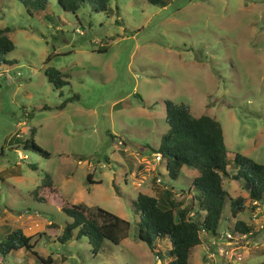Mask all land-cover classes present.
Returning <instances> with one entry per match:
<instances>
[{"label": "rangeland", "instance_id": "374dc122", "mask_svg": "<svg viewBox=\"0 0 264 264\" xmlns=\"http://www.w3.org/2000/svg\"><path fill=\"white\" fill-rule=\"evenodd\" d=\"M109 5L73 12L56 0L42 10L0 0V27H9L15 45L5 56L14 64L0 68V240L19 227L55 264H167L168 240L154 239L156 253L137 238L132 201L164 186L188 201L198 171L183 166L173 178L146 145L157 147L167 130L164 100L171 99L220 123L230 173L236 152L264 163V0ZM49 66L68 83L54 87ZM31 128L48 155L24 146ZM45 173L51 186L40 184ZM223 186L231 197H247L241 181L224 177ZM64 202L97 205L128 220L126 237L104 240L94 253L85 237L59 242L70 221ZM258 203L257 216L247 214L250 200L239 213L253 227L239 239L245 246L226 254L219 252L226 233L238 238L227 223L226 198L216 235L192 248L188 264H264V200ZM0 264H36V257L21 248L0 254Z\"/></svg>", "mask_w": 264, "mask_h": 264}, {"label": "trees", "instance_id": "16d2710c", "mask_svg": "<svg viewBox=\"0 0 264 264\" xmlns=\"http://www.w3.org/2000/svg\"><path fill=\"white\" fill-rule=\"evenodd\" d=\"M33 10L45 9L48 0H19ZM64 10L75 12L81 6L93 9H111L110 0H56ZM152 3L166 5V0H149ZM9 27H0V68L14 64L6 59L8 52L14 49V42L8 35ZM47 79L59 88L67 84L65 74L59 69L49 66L45 69ZM64 102L60 104L63 105ZM165 122L167 130L161 135L157 147L146 145L151 153L160 154L161 160L171 177H176L183 166L196 169L198 174L191 180L187 189L189 200L182 193L176 196L169 187H160L155 194L138 192L132 201L133 211L138 216L137 238L149 245L154 252L158 248L153 244L155 238H167L170 243V257L167 264H188L190 251L201 243V234L205 232L216 235L222 217L226 198L229 199V215L234 219L232 232L235 235L249 234L253 227L238 217L247 206V200L259 202L264 200V163L236 152L233 155L234 172H229L227 149L224 143L220 123L209 115L193 116L188 104L165 99ZM30 136L25 139L24 146L30 147L39 154L48 155ZM32 169L33 163H28ZM241 181L247 189V197L238 195L231 197L223 186L224 177ZM2 178V177H1ZM87 179L92 181L91 173ZM52 179L45 173L41 179L42 186H51ZM115 192L119 194L115 185ZM34 195L39 200H47ZM65 204L61 210L70 218L58 236L59 242L85 237L96 252L104 240L119 243L125 238L129 229V221L100 206H88L84 203ZM195 213L197 215H195ZM32 235H26L21 228H15L0 240V254L14 253L24 248L36 257V264H55L53 257L40 256L33 249ZM158 258L159 255L155 254ZM68 264V263H63Z\"/></svg>", "mask_w": 264, "mask_h": 264}, {"label": "built area", "instance_id": "2783aa9c", "mask_svg": "<svg viewBox=\"0 0 264 264\" xmlns=\"http://www.w3.org/2000/svg\"><path fill=\"white\" fill-rule=\"evenodd\" d=\"M154 156H155V158H156L158 161L161 160L160 154H158V153H154ZM157 181L160 182V179L158 178ZM263 199H264V196H263ZM251 202H252V205H254L255 210H256V211L259 210V203L256 202V201H254V200H252ZM247 235H248V233H247V234H244V233H243V234L237 235L238 238L235 239V237L233 236V234H232L231 232H227V233H226V242L224 243V246H223V247H220L221 249H219V252L222 253V252L225 251L226 254H229V252H230V254H231V252H232L233 250H235L236 248L238 249V248L241 247L239 244H237V241H239V239L245 238ZM213 242H214V240L212 239V240H211V243L213 244ZM242 247H243V246H242ZM227 249H229V251H226ZM213 255H214V253H213L211 250L208 249V250H207L206 257H207V258H211V257H213ZM155 256H156V255H155ZM156 257H157V256H156ZM238 257H239V256H238ZM238 257H237V258H238Z\"/></svg>", "mask_w": 264, "mask_h": 264}, {"label": "crops", "instance_id": "0c3cea01", "mask_svg": "<svg viewBox=\"0 0 264 264\" xmlns=\"http://www.w3.org/2000/svg\"><path fill=\"white\" fill-rule=\"evenodd\" d=\"M246 209H247V208L245 207L244 212L246 211ZM258 213H259V212L256 211L255 208H254V209L252 210V212L249 211V213H247V214H250L252 217H253V216L255 217V216H257ZM228 216L230 217L229 213H228ZM229 217H227V218H229ZM238 217L241 218L240 215H239ZM249 218H250V217H249ZM241 219H242V218H241ZM252 219H253V218H252ZM229 220H230V221H229ZM229 220H228L227 223L229 224V223L232 221V222L230 223V225H231V224L233 225V224H234V219H233L232 217H230ZM255 220H256V219L254 218V221H255ZM256 222H257V221H256ZM232 227H233V226H232ZM203 238H207V240H210V239H211V235H210V234H206L205 232H202V234H201V241L203 240ZM163 239H164V240H168V239H166V238H163ZM168 241H169V240H168ZM247 241H248V240H247ZM248 243H249L248 245L250 246L251 241H249ZM169 244H170V243H169ZM237 244H239L240 246H245L244 243H242V240L237 241ZM197 245H198V244H197ZM197 245H196V246H197ZM194 247H195V246H194ZM194 247H193V248H194ZM190 252H191V251H190ZM189 255H190V254H189Z\"/></svg>", "mask_w": 264, "mask_h": 264}]
</instances>
